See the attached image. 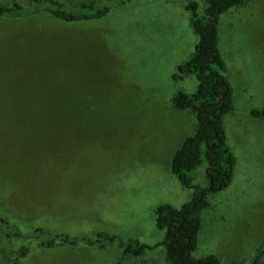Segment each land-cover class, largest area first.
Returning <instances> with one entry per match:
<instances>
[{"label":"rangeland","instance_id":"rangeland-1","mask_svg":"<svg viewBox=\"0 0 264 264\" xmlns=\"http://www.w3.org/2000/svg\"><path fill=\"white\" fill-rule=\"evenodd\" d=\"M105 4L103 17L64 22L32 12L0 16V215L23 231L46 227L71 237L99 232L155 244L160 204L192 198L170 169L181 142L195 133V110L174 106L178 91L194 94L198 80L176 79L198 40L189 1L57 0ZM218 40L234 115L225 119L236 163L230 185L208 194L201 213L200 258L247 263L264 245V0H248L220 15ZM203 163L195 183L207 186ZM105 242V241H104ZM170 264L162 247L122 256L115 243L43 248L0 232V264ZM264 264V257L261 262Z\"/></svg>","mask_w":264,"mask_h":264},{"label":"trees","instance_id":"trees-1","mask_svg":"<svg viewBox=\"0 0 264 264\" xmlns=\"http://www.w3.org/2000/svg\"><path fill=\"white\" fill-rule=\"evenodd\" d=\"M33 4L32 12H47L64 22L72 23L81 19L105 16L110 7L105 4L81 3L67 5L57 0H29ZM128 0H120V4ZM206 3L204 14L198 13V3L189 1L185 9L190 11L191 25L198 36L194 51L189 59L177 66L176 79L193 75L198 80L194 94L178 91L171 98L174 106L181 109H193L196 112L198 126L195 133L186 137L175 151L170 169L185 188L192 189V198L180 207L160 204L155 209V222L164 232L161 241L155 244L143 243L138 239L123 240L115 234L99 232L91 238L71 237L64 232H52L46 227H35L23 231L20 226L0 215V232L5 237L35 241L43 248L62 245H95L102 247L106 243H115L122 256L140 257L147 252L162 247L170 264H222L217 256L210 254L200 258L194 253L199 243L202 226L200 213L209 206L208 194L226 189L234 176L236 159L227 144L224 116L233 106L232 87L225 76V63L217 47L218 22L220 15L233 7L245 4L248 0H203ZM25 9L17 3H0V16L20 15ZM250 114L264 119V108L252 109ZM208 115V117H206ZM206 163L211 170L206 173L207 186L212 179V190L203 191L195 183V171ZM105 241V242H104ZM29 251L28 245H22L12 257L10 264H20ZM264 257V245L257 249L251 261H231L227 264H261ZM117 264H123L119 261Z\"/></svg>","mask_w":264,"mask_h":264},{"label":"water","instance_id":"water-1","mask_svg":"<svg viewBox=\"0 0 264 264\" xmlns=\"http://www.w3.org/2000/svg\"><path fill=\"white\" fill-rule=\"evenodd\" d=\"M206 117H208V115ZM210 170H211V167H208L206 169V173L208 174ZM211 190H212V179L210 178V185L204 188L203 191H201V195L203 194L204 191L210 192Z\"/></svg>","mask_w":264,"mask_h":264},{"label":"crops","instance_id":"crops-1","mask_svg":"<svg viewBox=\"0 0 264 264\" xmlns=\"http://www.w3.org/2000/svg\"><path fill=\"white\" fill-rule=\"evenodd\" d=\"M233 106H235V100H233ZM234 111H235V108H233V110L231 112L227 113L224 116V126H225L226 138H227V131H226L225 119L227 120L228 117L234 115Z\"/></svg>","mask_w":264,"mask_h":264}]
</instances>
